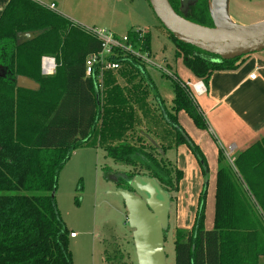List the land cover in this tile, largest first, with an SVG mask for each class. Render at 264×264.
Here are the masks:
<instances>
[{
    "label": "trees",
    "instance_id": "1",
    "mask_svg": "<svg viewBox=\"0 0 264 264\" xmlns=\"http://www.w3.org/2000/svg\"><path fill=\"white\" fill-rule=\"evenodd\" d=\"M209 1L199 0L182 13L179 5L170 0L187 19L212 26ZM86 31L36 0H9L0 16V264H75L69 249L70 230L55 197L59 174L73 151L98 135L101 121L106 140L119 131L126 133L137 123L132 96L120 98V88L111 72L102 110L97 81L85 76L84 66L86 56L99 50L101 41ZM27 32L37 35L32 39L20 35ZM168 32L176 44V56L183 57L187 67L205 84L214 71L236 69L245 57L224 59ZM80 35L84 37L83 44L74 43H81ZM143 45L151 48L150 33L145 34ZM70 47L73 51L76 47V51H70ZM44 55H52L62 63L57 75L43 74ZM117 59L147 75L146 67L136 58ZM18 75L30 78L38 86H18ZM147 76L154 89V82ZM173 82L175 97L171 109L157 91L154 94L163 103V115L175 130V144L186 143L190 147L207 179V157L179 122L178 113L185 110L200 129H208V122L187 83L179 75ZM142 94L144 103L150 91L143 90ZM39 103L52 109L45 123H25L26 117L33 119L32 110ZM106 151L117 160L151 171L125 174L128 178L150 176L167 192L178 190L183 171L169 167L145 148L110 146ZM218 165L214 226L205 225L206 181L194 225L176 230L175 264H259V257L264 255V193L253 191L256 180L264 182V137L239 153L233 164L224 148L219 147ZM113 177L116 176L107 175L109 179ZM126 186L119 178L118 187ZM252 196L256 197L254 201ZM238 199H247L249 206L239 208L235 204Z\"/></svg>",
    "mask_w": 264,
    "mask_h": 264
},
{
    "label": "rangeland",
    "instance_id": "2",
    "mask_svg": "<svg viewBox=\"0 0 264 264\" xmlns=\"http://www.w3.org/2000/svg\"><path fill=\"white\" fill-rule=\"evenodd\" d=\"M65 1L67 7L64 11L78 20V22L72 21L81 31L87 32L89 28H100L124 34L131 29L133 31L140 29L151 34V48L147 56L152 63L144 66L147 68L146 73L155 81L164 103L168 109H171L175 90L173 79L178 72L182 76V70L190 71V69L183 57L176 56V44L170 37L168 29L157 17L149 0ZM174 1L179 7L181 6L180 0ZM50 9L57 11L56 7L51 5ZM230 15L240 24L264 20V0H230ZM83 40L84 37L80 35L81 43H77L76 40L73 42L83 44ZM74 43H71V46ZM71 50L76 51V47L74 51L73 47H70ZM61 64L57 61L58 66L54 75L58 74ZM138 72L136 68H131L127 78L119 79V81L115 79V85L120 88L121 99H130V77L143 75ZM113 77L116 78L114 75ZM107 79L108 74L104 76L101 87L103 106L106 104L108 95ZM190 89L193 91V88L190 87ZM151 90L153 100L150 97L148 104H145L148 107L146 111L151 124L157 126H129L130 129H127L126 133L119 131L109 140L103 138V126H101L98 135L96 134L88 144L73 151L59 174L55 191L57 206L68 229L78 235L76 238L69 236V249L75 264H139L137 253H135L136 248H134L133 240H130L132 227L127 218V206L123 197L116 193L119 187L114 180L120 174H143L151 171L140 165L135 166L109 156L106 147L113 146L119 149L129 145L143 147L159 159H163L169 167L180 168L183 171L178 190L170 192L171 208L169 227L165 234V264L176 263L174 241L176 230L177 228L191 229L194 225L200 195L206 181L208 183L205 225L207 228L214 226L217 165L202 149L209 167L206 179L190 147L186 143L175 144V130L163 115L160 100L154 94L155 89ZM49 108L39 103L38 108L32 110L33 119L26 117L24 122L30 125L44 124L47 115L52 113V109ZM183 127L192 134L189 126ZM193 140L196 141L194 138ZM168 146L170 148H166ZM181 146L184 148L181 149ZM230 162L233 164L232 160ZM108 174L115 175L117 178L109 179ZM255 183L257 185H253L255 188L252 190L259 195L263 194V179L256 180ZM251 199L254 201L256 197L252 196ZM235 204L242 209L249 206L247 199H238ZM210 220H212V226Z\"/></svg>",
    "mask_w": 264,
    "mask_h": 264
},
{
    "label": "crops",
    "instance_id": "3",
    "mask_svg": "<svg viewBox=\"0 0 264 264\" xmlns=\"http://www.w3.org/2000/svg\"><path fill=\"white\" fill-rule=\"evenodd\" d=\"M38 1L48 6L55 4L57 11L63 13L71 20L78 22L77 19L64 11L67 7L65 0ZM8 2L9 0H0V16ZM131 68L133 67L129 64H124L120 70L111 73L116 77L115 79L119 81V79L128 77ZM181 74L182 76L179 72L177 73L186 83L202 80L196 77L191 70H182ZM252 74H255V77H252ZM147 75L144 76L143 74L137 77H130V95L133 98L132 104L138 116L135 126H157L151 124L148 111H146L148 107L144 105V103L148 104L151 93L146 96V101L144 103L142 102L145 98L142 94L143 90L151 91L152 89ZM150 78L155 84L153 78L151 76ZM31 84L37 87L36 82L32 81ZM154 89L161 98L156 84ZM192 92L204 113L209 127L208 129L195 127L197 125L185 110L179 112V122L182 120V122H180L182 126L190 127L189 129L193 135L189 131L188 132L202 147L207 156H210L215 162L217 171L219 168V147H223L228 158L234 161L239 153L264 137V50L246 54L245 57L239 61V66L236 69L214 71L210 76L209 82L205 84V90L196 91L193 89ZM101 93L100 90V103L102 105ZM161 99L163 100V98ZM103 109L104 106L102 105V110ZM100 126H102V121ZM183 148L184 147L181 146V149ZM254 177L259 178L258 176ZM247 192L251 193L250 190ZM210 223L212 226V220H210ZM133 231V229H130V240H133L134 248H136L133 239ZM259 264H264V255L259 257Z\"/></svg>",
    "mask_w": 264,
    "mask_h": 264
},
{
    "label": "water",
    "instance_id": "4",
    "mask_svg": "<svg viewBox=\"0 0 264 264\" xmlns=\"http://www.w3.org/2000/svg\"><path fill=\"white\" fill-rule=\"evenodd\" d=\"M199 0H180V11L187 13ZM157 17L173 35L201 50L234 59L264 50V20L240 24L230 15V0H210L209 10L212 26L191 21L179 13L170 0H149ZM26 39L37 33L20 34ZM30 78L17 76V85L36 88ZM38 86V85H37ZM99 98V94L97 95ZM130 189L118 188L128 210V222L132 227L133 239L139 264H165V234L169 227L171 195L153 177L138 175L129 180Z\"/></svg>",
    "mask_w": 264,
    "mask_h": 264
},
{
    "label": "built area",
    "instance_id": "5",
    "mask_svg": "<svg viewBox=\"0 0 264 264\" xmlns=\"http://www.w3.org/2000/svg\"><path fill=\"white\" fill-rule=\"evenodd\" d=\"M50 7V6H49ZM51 7H56L55 4H51ZM90 34L97 37L101 41V47L99 50L91 52L85 58V76L95 77L97 81V88L100 96V90L103 86L104 76L108 72H115L120 70L124 64L122 59L117 58H130L132 57L139 60L143 65L152 63L148 49L144 48L145 32L143 30H136L132 32H126L124 34H118L111 30L100 28L87 29ZM41 67L43 74H54L57 68L56 58L53 56L45 55L41 60ZM255 77V74H252ZM187 85L195 89L196 91L205 90V83L201 81L188 82ZM100 98V97H99ZM72 237L77 236L76 232H71Z\"/></svg>",
    "mask_w": 264,
    "mask_h": 264
},
{
    "label": "flooded vegetation",
    "instance_id": "6",
    "mask_svg": "<svg viewBox=\"0 0 264 264\" xmlns=\"http://www.w3.org/2000/svg\"><path fill=\"white\" fill-rule=\"evenodd\" d=\"M119 178H122V180H124V182H126L127 183V186L125 187L126 189H130V182H129V180H130V178H128L125 174H120V175H118V181H119ZM127 180H126V179ZM118 181H116V184H117V186H118Z\"/></svg>",
    "mask_w": 264,
    "mask_h": 264
}]
</instances>
